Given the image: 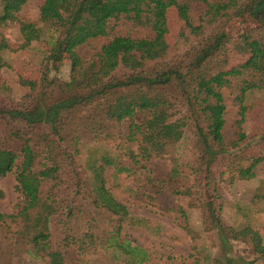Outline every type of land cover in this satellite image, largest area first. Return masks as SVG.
Segmentation results:
<instances>
[{
    "label": "trees",
    "instance_id": "trees-1",
    "mask_svg": "<svg viewBox=\"0 0 264 264\" xmlns=\"http://www.w3.org/2000/svg\"><path fill=\"white\" fill-rule=\"evenodd\" d=\"M25 3L0 0V27L17 22ZM169 8L181 22L173 48L165 42ZM37 15L38 27L19 22L18 32L20 49L40 40L48 46L39 78L19 79L24 93L16 98L0 75V178L11 173L17 193L11 213L0 214V264H82L99 252L116 264H145L147 252L120 233L133 220L104 187L103 170L125 171L123 156H163L187 130L193 170L181 180L173 165L169 180L217 241V253L196 250L194 264H248L239 244L250 262L264 264L261 238L248 224L258 196L235 206L244 226L221 220L222 187L253 179L264 163V100L245 101L264 93V0H43ZM243 17L254 26L227 35L226 25ZM116 27L143 35H116ZM99 38L109 40L83 60L79 49ZM6 49L0 34V53ZM229 53L239 61L227 67ZM64 59L66 81L57 77ZM222 90L237 108L226 143ZM84 143L93 148L81 161ZM172 212L185 221L183 211Z\"/></svg>",
    "mask_w": 264,
    "mask_h": 264
},
{
    "label": "rangeland",
    "instance_id": "rangeland-1",
    "mask_svg": "<svg viewBox=\"0 0 264 264\" xmlns=\"http://www.w3.org/2000/svg\"><path fill=\"white\" fill-rule=\"evenodd\" d=\"M42 1L26 0L22 10L17 14V22L0 27V34L7 44V49L0 53V57L6 64L0 70V75L16 98L24 93V89L18 85L19 79L36 81L39 78L40 64L48 48L42 40L31 42L25 48H19L22 41L18 32V23L38 27L37 14ZM180 26L181 22L177 19L175 10L167 9L165 42L171 48L175 47ZM253 26L254 23L249 18L243 17L229 22L225 27V32L229 36H234ZM115 34L135 36L143 35V31L138 28L129 29V27L120 30L116 27ZM108 40L109 38H99L88 42L79 49L81 58L83 60L91 58ZM177 49L176 52L180 51L182 45H179ZM238 61V56L229 53L227 67ZM68 74L69 63L64 59L57 77L66 81ZM221 95L226 114L222 138L226 143L233 139L237 108L233 105L232 97L226 90H222ZM255 100H264V93L253 92L247 96L245 101L251 103ZM194 140L192 131L187 130L184 138L172 145L165 155L143 162L138 161V158L135 162L127 160L125 156L118 158L116 153L109 152L110 156L118 158V166L125 168V171L118 172L113 167H104V187L115 201L125 207L132 218L131 223L128 221L122 223L120 233L147 252L148 260L145 264H194L195 260L201 259L195 254L196 250L206 249L210 255L217 253L215 233L201 231L199 209L190 207L185 197L174 195L175 184L169 180L168 176L169 170L174 165L180 170L178 178L188 179L196 157ZM91 148L93 146L89 143H84L80 147L79 159L81 161ZM14 185L11 173L0 178V214H9L13 210L17 200ZM222 188L224 201L221 220L232 228L245 225L244 220L237 216L235 206H245L249 204L253 195L258 196L257 202L252 203L253 211L248 215V224L258 232L264 247V163L256 171L253 179L235 182L229 187ZM87 207L90 206L87 205ZM178 209L184 212L185 221L181 216L172 212V210L177 212ZM98 220L100 232L103 234L107 230V217L102 213ZM243 249L246 247L239 244L238 253L248 261V264H263L259 260L250 262L252 257L248 256ZM81 263L116 264L110 260L109 255L101 252L84 256L81 258Z\"/></svg>",
    "mask_w": 264,
    "mask_h": 264
}]
</instances>
